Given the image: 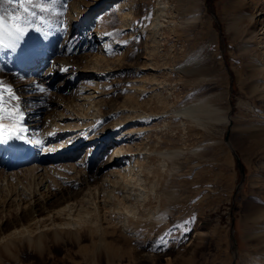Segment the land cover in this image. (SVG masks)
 <instances>
[{"label":"rangeland","instance_id":"374dc122","mask_svg":"<svg viewBox=\"0 0 264 264\" xmlns=\"http://www.w3.org/2000/svg\"><path fill=\"white\" fill-rule=\"evenodd\" d=\"M91 1L94 5L82 11L89 13L94 7L84 18L89 23L84 34L68 33L71 20L79 18L71 17L72 6L78 0H24L28 12L0 0V15L19 11L21 26L33 24L50 33L53 27L60 28L56 46L62 50L54 52L48 63L40 67V77L45 75L52 59L64 57L70 39L84 37V47L72 57L83 76L74 81L71 91L91 92V85L98 82L95 99L99 103L96 102L93 112L104 106L103 101L113 104V110L97 120L99 135L121 120L125 111L159 114L191 98L211 96L214 106L227 111V122L231 119L229 139L244 168L243 182L234 194L240 174L224 141L227 123L207 130L198 125L182 128L180 118L175 117L153 120L158 126L150 130L146 149L173 148L184 153L170 162L154 151L141 160L144 169L130 175L119 172L118 165L111 161L116 146L114 136L103 147L99 136L78 142L76 136L89 126L82 124L95 115L84 117L80 127L62 128L61 131L72 135L62 134L59 141L78 142L84 151L73 152L72 159L55 162H43L48 155H39L40 166L48 167L54 175V179L40 183L37 191L49 196L47 204L55 206L33 213L35 218L43 217L45 223H28L33 221L32 215H24L22 201L15 206L18 196H9L10 200L0 208V240L15 228L31 226L33 237L45 230L46 245L35 250L26 240L17 239L15 250H9L4 248L3 241L0 264H264V0ZM123 22H129L131 29L121 30ZM105 37L116 40L109 54L99 59L98 48ZM252 63L260 65L251 68ZM188 68L193 70L188 72ZM56 75L49 87L43 86L33 95L22 91L21 76L27 78L24 73L10 75V82L24 94L16 106L29 112L27 125H33V133L40 127V118L51 117L55 109L51 102L62 97L64 103L61 94L70 90L59 88L62 79H56ZM145 80L146 90L136 97L138 104L126 103L127 97L135 93V84ZM150 81L155 82L154 86ZM80 88L82 91H78ZM157 94L168 108L157 106ZM9 95L1 89L0 81L1 111L3 118L11 122ZM76 103L65 109L73 114L66 116V120L64 116L61 124L75 120V109L79 107ZM86 131L81 139L92 136L91 130ZM92 142L97 146L90 158L85 153L91 151ZM22 167L15 168L18 175L26 165ZM3 184L0 174V197L6 196ZM54 189L65 192L62 197L51 198ZM65 196L72 197L73 217L79 213L86 223L65 224L66 232L55 239L53 233L58 228L52 225L60 223H50L53 219L48 220V214L67 204ZM56 199L60 203H54ZM134 214L154 222L139 224L132 220ZM232 218L235 259L230 237Z\"/></svg>","mask_w":264,"mask_h":264},{"label":"bare ground","instance_id":"6f19581e","mask_svg":"<svg viewBox=\"0 0 264 264\" xmlns=\"http://www.w3.org/2000/svg\"><path fill=\"white\" fill-rule=\"evenodd\" d=\"M92 2L93 1L91 0H78L77 4L72 6L73 8L71 7L72 8L71 17H79V18H77V20L76 19L71 20L68 28L69 34L79 31L80 33L84 34L83 29L87 30L89 28L88 27L89 23L86 22L87 20L85 21L84 18H86L87 15H90L91 12L94 11V7L90 9L89 13L83 14L82 11H84V9L90 5H94ZM125 14L127 15V13ZM129 22H123L122 23L123 26L121 30H130L132 25ZM19 26L23 29L22 33H16L13 30L10 34L8 31L0 30L1 89H3L4 93L9 92L10 95L9 98H7V101L9 102V105L13 111V120L11 122L9 120L4 119L3 116L5 117V114H3V112L1 111L2 103L0 102V125L4 126L3 128H0V164L2 166V168L0 169V174L2 175V179L4 182L2 186L6 189L5 190L6 196L0 197V208L1 207L4 208V205H6L7 201L10 200V197L12 195H15V197L18 196V200L15 206L17 207L20 206V201H22L23 208L26 211L24 212V215L27 217L32 215L31 220L33 221L28 223H32V224L33 223L37 224L40 222L45 223L46 220H44L43 217L36 216L35 218V215L33 213L34 212L39 213L38 211L44 210V208L55 207L52 204H47L50 199L49 196H45L44 194H42V192L39 193L37 192L39 191L40 183H42L43 181L46 182L49 179H52L53 178L52 176H54L53 174H51V170H49L48 167L45 168L44 166H40L42 163L41 161L39 162L38 160L39 155H48L45 159H43V162L45 161L55 162L58 160L69 159V158L72 159V156L74 154L73 152H76L78 154L79 152L84 151L83 147H81L82 144H79L82 143V141H86L89 140L90 138L99 136L98 139L99 141H101V146L103 147V145L107 143L108 139L114 136V138L116 139V146L114 145L115 148L112 153V155L114 156L112 157L111 161L112 163L118 165L119 172H125L131 175V174H135V172L139 173L138 171L144 169L143 167H141L143 166L142 165L143 162H141V160L142 159L144 160L145 157H149L152 152L156 151V149H152V150H149V148L146 149V146L151 136L150 130L153 129L155 130L158 126L157 124L152 123L153 120H158L157 118L163 116L172 117V118L175 117L176 119L180 118L179 122L181 123L180 125L182 126V128H186V126L192 127L193 125H198L199 127L207 128V130L215 127L218 123L228 124V122L231 120L228 119L227 122V111L223 112L221 111V109H219L218 107L214 106L211 103L210 101L211 96L210 97L200 96V97L191 98L185 101L184 103H182L181 105H177L171 108L167 112L163 110L162 111L163 113L162 112L159 113L162 116L154 112H147L140 114V113H136V111L133 112L132 110L131 111L128 110L127 112L125 111V114L124 112L122 113L124 114V116L123 118L121 117L122 118L121 120L116 121L110 128L103 130V132H101V134L99 135L97 134L98 132L96 131L97 120L101 118L102 114L107 113L110 110H113L112 107L113 104L108 100L103 101L104 106L102 108L101 107L97 108L94 111L95 113L93 112V108L96 106V102L98 101L99 103V100L96 101L95 99L96 97H98L95 95V93L97 92L98 88H100L98 82H95L91 85V89H92L91 92L89 91L79 92L78 94V92H74L73 90L71 91V86L74 83V81H77L78 78H81L83 76L82 72L79 69L80 67L74 63L72 57L74 56L73 53L76 52V50L84 47L83 46L84 37H81V39L79 40L70 39L71 43L68 42V44L70 45H68L65 48V52H63L64 57L57 59L55 58V60L52 59L50 62V67H48L47 72L43 77H40L39 74V70L41 69L40 67L45 63H48L47 61H49V59L51 58L54 52L59 53L62 50L59 49L58 45L56 46L57 39L59 38L61 30L59 27L56 28L53 27V33H50L49 30H42L33 24L27 26H21V25ZM105 39L103 40L104 42L102 43V46L98 48L99 59H104L105 56L109 54L111 50V46H113L112 44L114 43V40H116L106 37ZM122 43L123 42L120 41V44ZM54 47H56V49H53ZM193 59L191 61L192 63H193ZM195 61L196 60H194V62ZM96 65L97 63L93 67H95ZM186 65H188V62L186 63ZM259 65H260L259 63H252L251 68L252 67L257 68L259 67ZM191 70L193 69L191 68L186 69V71L188 72ZM21 72L27 76V78H23V76H21L22 78L20 80L21 82L22 81L24 82L23 84L24 90H22L24 91V94L30 93L31 95H33V93L43 88V86L49 87L52 84V78L53 76H55V74H57L56 79L57 78L62 79L61 84H59V88L62 86L61 87L62 89L65 90L70 89L67 93L61 94L64 97V101H65L64 103L61 96H60L61 100L51 102L50 105L53 106L55 109L51 111L49 115L51 117L49 119L48 116H44L43 118L39 119L38 126L40 127L38 128V130H36L37 131L36 133H33L34 131L32 132V128H33L32 124L27 125V123L29 122V115H28L29 112H27V110L24 109L22 106L21 107L16 106L19 103H21V99L23 98L24 94L21 93L20 90L17 89V87L10 82L11 74L21 73ZM40 80L41 82L39 83ZM145 82H147V80H145L143 83L141 81L142 84L141 83L137 85L135 84V89H134L135 93L127 97L128 102L126 103L138 104L137 96L141 97V95L146 90ZM150 84L154 86L155 82H151ZM78 91H82L81 88ZM100 92H102V90ZM155 96H157V101L154 99L157 106H160L161 109L162 108L166 109L167 106L165 104L167 103L163 101V97H161L162 98L161 100L158 99L159 98L158 94ZM14 99H16V103L14 102ZM76 100L79 102L78 103L79 107L75 109L76 111V116L74 118L75 120L71 121L70 123L61 124V121L63 120L64 116H65V120H66V116L69 117L72 116L73 113L65 112V109L70 108L73 104L76 105L77 104ZM165 100L167 99L165 98ZM147 103L148 102L146 101V104ZM73 109L74 107L71 108V110ZM105 109L106 112H104ZM134 109L135 108H133V110ZM195 110L197 112L194 113ZM90 115H95L94 119L87 121L82 125L84 124L89 125L86 130H91L90 133L92 134V136L88 137L85 135L84 136L85 138L81 139L83 134H86L88 132L85 130L76 136L79 139L78 141L79 143L77 142L75 144H72L70 143L71 141L59 142L61 140L62 134L63 137H65L66 135L67 136L72 135L69 134V132L66 133V131H61L62 128L70 129L73 127H80L82 119L84 117L87 118ZM50 119L52 120L51 124H49ZM79 121L80 124H77ZM164 124L167 123L165 122ZM55 125L58 126L55 127ZM126 144L128 149L125 146ZM96 146L97 143L92 142V144H90L91 151H88V153L86 152L85 154L87 156L89 155V157L93 156L96 152L95 151ZM101 146L98 147V149L96 150H100ZM72 147L74 148V150L72 149L68 151V149ZM142 149H145L144 152H140V150ZM37 150H39L38 155H37ZM156 152L158 155L162 156L163 158H166L167 161L169 160L170 162H173V159L177 158L178 156H181L182 153H184L181 149H173V148H166L164 150H159ZM88 163H90V160L88 161ZM25 165L26 167H24ZM19 166L24 167V168L22 167L24 170L21 175H18L17 171L15 170V168H18ZM41 169H44V171H41ZM86 176H88V174ZM14 179H16V182L14 181ZM108 180L110 181L109 178L107 179V181ZM18 187L21 188V190H18L19 192L21 191V194H18L17 191ZM58 191L55 189L52 190L50 192L51 198L53 196L62 197L65 191L62 190L61 193ZM24 198H27V200H24ZM65 198L68 199L67 204L57 208L51 214H48L49 216L48 220H50V218L53 219L50 223H60L59 225L56 224L52 225V227L56 226V228H58L55 229L53 233L55 239L59 237V234L61 232L63 231L66 232L65 224L86 223L85 222L86 219L83 220L82 216L79 213H76L73 217L70 210V207L74 206V203L70 201L72 197L70 198L69 196H65ZM54 203H60V201L56 199ZM135 215L136 214H134V216L132 217V220L139 222V224L154 222L153 219L149 217L147 218L142 215H136V216ZM64 219H66V221ZM29 227L31 226L15 228L10 234L8 233L9 234L8 237L6 236L4 237V240L3 239L0 240V243L6 242L4 248L11 250V247H13L15 250V248L17 247L15 241L17 239L20 240L24 239L29 243L30 246L32 245L33 248H35V250L43 248L46 245L45 230L44 229L40 230L41 231L39 232L40 234L38 233L39 235L37 236L35 235L33 237L32 236L33 232ZM52 227L49 228L51 229Z\"/></svg>","mask_w":264,"mask_h":264},{"label":"snow or ice","instance_id":"6c2138e0","mask_svg":"<svg viewBox=\"0 0 264 264\" xmlns=\"http://www.w3.org/2000/svg\"><path fill=\"white\" fill-rule=\"evenodd\" d=\"M7 3L23 10V12H28V8L25 6L24 0H7ZM22 17L19 11L8 12L5 15H0V30L8 31L10 34L14 30L16 33H22L23 29L19 26V22ZM3 125H0V128H3Z\"/></svg>","mask_w":264,"mask_h":264},{"label":"water","instance_id":"95a60500","mask_svg":"<svg viewBox=\"0 0 264 264\" xmlns=\"http://www.w3.org/2000/svg\"><path fill=\"white\" fill-rule=\"evenodd\" d=\"M230 79L232 80V77L230 76ZM232 109H230L228 111V113L231 112ZM231 125H232V122L231 120L228 122L227 124V129H226V132H225V136H224V141L227 143V145L229 146L230 150H231V153L232 155L234 156L235 158V161H236V166L239 170V174H240V179L236 185V188H235V191H234V194L239 190L242 182H243V179H244V168H243V165L240 161V158L237 154V152L235 151V149L233 148V146L231 145V142H230V139H229V134L231 132ZM233 223H234V218H232V221H231V232H230V237H231V241H232V245H231V248H232V252H233V257L234 259L237 257V248H236V242L233 238ZM232 264H234V261L232 262Z\"/></svg>","mask_w":264,"mask_h":264}]
</instances>
